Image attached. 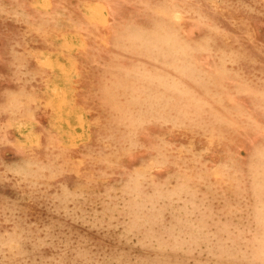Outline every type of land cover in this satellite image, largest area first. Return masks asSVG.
<instances>
[{"label":"rangeland","instance_id":"374dc122","mask_svg":"<svg viewBox=\"0 0 264 264\" xmlns=\"http://www.w3.org/2000/svg\"><path fill=\"white\" fill-rule=\"evenodd\" d=\"M0 264H264V0H0Z\"/></svg>","mask_w":264,"mask_h":264},{"label":"bare ground","instance_id":"6f19581e","mask_svg":"<svg viewBox=\"0 0 264 264\" xmlns=\"http://www.w3.org/2000/svg\"><path fill=\"white\" fill-rule=\"evenodd\" d=\"M48 5V4H47ZM51 6V5H50ZM49 9V8H48ZM99 9V8H98ZM103 10H104V8H103ZM62 42V41H61ZM62 44V43H61ZM72 47V46H71ZM76 52V51H75ZM62 54V53H61ZM61 59V58H60ZM73 62V61H72ZM49 65V64H48ZM48 67V66H47ZM73 68V67H72ZM57 76V75H56ZM69 80V79H68ZM73 83V82H72ZM75 84V83H74ZM68 93H70V92H68ZM74 93V92H73ZM68 99V98H67ZM70 100V99H69ZM74 105V104H73ZM71 107V106H70ZM74 108V107H73ZM72 108V109H73ZM82 113H83V111H82ZM84 115H85V112H84ZM54 118V117H53ZM56 118V117H55ZM54 127V126H53ZM88 128V127H87ZM57 130V129H56ZM60 131V130H59ZM65 134V133H64ZM69 134H71V133H69ZM88 135V134H87ZM66 136V135H65ZM69 136V135H68ZM61 137V136H60ZM63 138V137H62ZM19 140V139H18ZM21 141V140H20ZM27 141V140H26ZM67 141H68V139H67ZM66 141V142H67ZM38 142V141H37ZM65 142V141H64ZM65 142V143H66ZM20 143H22V142H20ZM25 144V143H24ZM71 145V144H70ZM29 146V145H28ZM65 146V145H64ZM31 147V146H30ZM75 147V146H74ZM77 147V146H76ZM78 160V159H77ZM82 162V161H81ZM12 244V243H11ZM8 245V244H7ZM10 246V245H9ZM7 250H8V248H7Z\"/></svg>","mask_w":264,"mask_h":264}]
</instances>
